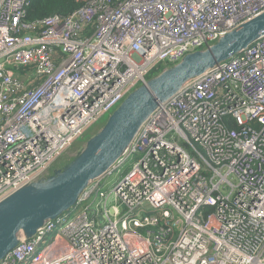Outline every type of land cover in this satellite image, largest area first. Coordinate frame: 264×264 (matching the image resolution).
I'll return each instance as SVG.
<instances>
[{"label": "built area", "instance_id": "2783aa9c", "mask_svg": "<svg viewBox=\"0 0 264 264\" xmlns=\"http://www.w3.org/2000/svg\"><path fill=\"white\" fill-rule=\"evenodd\" d=\"M28 1L0 0V203L45 179L153 71L264 11V0H90L27 34ZM74 207L20 233L0 264H264V36L159 104Z\"/></svg>", "mask_w": 264, "mask_h": 264}, {"label": "water", "instance_id": "95a60500", "mask_svg": "<svg viewBox=\"0 0 264 264\" xmlns=\"http://www.w3.org/2000/svg\"><path fill=\"white\" fill-rule=\"evenodd\" d=\"M263 36L264 11L205 50L185 55L178 64L127 95L68 163L57 165L45 179L21 188L1 202L0 262L17 246L20 233L25 239L32 238L38 228L72 208L91 181L106 175L159 104L190 79L242 53Z\"/></svg>", "mask_w": 264, "mask_h": 264}, {"label": "trees", "instance_id": "16d2710c", "mask_svg": "<svg viewBox=\"0 0 264 264\" xmlns=\"http://www.w3.org/2000/svg\"><path fill=\"white\" fill-rule=\"evenodd\" d=\"M90 0H29L28 4L25 7V19L24 22L28 26L35 27L34 30L29 29L25 30V33L27 34H35L41 32L42 29L37 27L39 24H41L44 20L60 16V17H67L79 8H81L84 4H86ZM158 72L153 71L148 78H152L154 75H156ZM92 129H89L84 136L79 140L85 141L94 135L96 132H91ZM78 140V141H79ZM77 141V142H78ZM66 157L64 155L60 158L57 165L63 166L68 161H66ZM70 161V160H69ZM55 166V167H56ZM130 168V165L127 164L124 167V172H127ZM213 212V209L210 207H204L202 208V217L206 218V216Z\"/></svg>", "mask_w": 264, "mask_h": 264}, {"label": "rangeland", "instance_id": "374dc122", "mask_svg": "<svg viewBox=\"0 0 264 264\" xmlns=\"http://www.w3.org/2000/svg\"><path fill=\"white\" fill-rule=\"evenodd\" d=\"M148 79H149V78H147V80H148ZM108 116H109V114L106 115V116L101 120V122H100L99 124H97V125H95L94 127H92V128H93V131H91V132H92V133H93V132H96V131L102 126V124L107 120ZM92 128H91V129H92ZM85 139H86V138H85ZM85 139L82 140V141L79 140L78 142L76 141V142H75L74 144H72V146L66 151V153L63 154L64 157L67 158L66 161H69V160H71L73 157H75L77 151H79V150H77V149H79V148L81 149V147L84 145ZM105 181H106L107 184H109V185L106 187V190H109V189L111 188V185L115 182V178H114V176H109V177H107V179H106ZM71 215H72V214H71ZM69 220H70V217L67 219V222H69ZM62 227H63V223L58 224V225L56 226V230H60Z\"/></svg>", "mask_w": 264, "mask_h": 264}, {"label": "clouds", "instance_id": "9594fccd", "mask_svg": "<svg viewBox=\"0 0 264 264\" xmlns=\"http://www.w3.org/2000/svg\"><path fill=\"white\" fill-rule=\"evenodd\" d=\"M124 169V168H123ZM105 185H106V183H105ZM104 185V186H105ZM106 187H107V185H106ZM75 211V207L73 206L72 208H70L67 212H65L64 214H71V213H73ZM63 214V215H64ZM62 215V214H61ZM59 217V216H58Z\"/></svg>", "mask_w": 264, "mask_h": 264}, {"label": "crops", "instance_id": "0c3cea01", "mask_svg": "<svg viewBox=\"0 0 264 264\" xmlns=\"http://www.w3.org/2000/svg\"><path fill=\"white\" fill-rule=\"evenodd\" d=\"M105 185V184H104Z\"/></svg>", "mask_w": 264, "mask_h": 264}]
</instances>
